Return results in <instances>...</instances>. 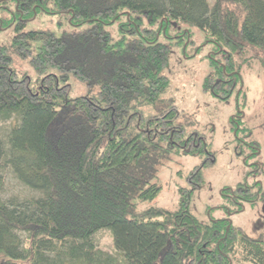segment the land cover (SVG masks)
<instances>
[{"label":"trees","instance_id":"16d2710c","mask_svg":"<svg viewBox=\"0 0 264 264\" xmlns=\"http://www.w3.org/2000/svg\"><path fill=\"white\" fill-rule=\"evenodd\" d=\"M9 1L19 19L11 52L29 61L38 80L33 88L0 47V121L12 122L0 137V158L39 196L7 200L0 177V264H264L262 237L229 219L203 223L191 211L202 167L215 157L199 133L186 136L176 124L178 109L163 96L170 46L160 41L171 21L203 31L225 57L205 91L228 99L243 66L258 60L264 67V0H214L212 7L208 0H0V15ZM42 10L86 27L60 36L25 31ZM1 25L9 26L0 17ZM72 76L97 94L70 98ZM181 151L209 157L180 190L178 209L139 210L162 191V161ZM259 186L230 189L235 212L264 198ZM102 229L112 232L119 256L95 247Z\"/></svg>","mask_w":264,"mask_h":264},{"label":"rangeland","instance_id":"374dc122","mask_svg":"<svg viewBox=\"0 0 264 264\" xmlns=\"http://www.w3.org/2000/svg\"><path fill=\"white\" fill-rule=\"evenodd\" d=\"M208 2L211 7L214 5V0ZM17 13V5L9 1L0 15L9 25L0 27V47L10 49L13 67L27 75L35 88L38 76L29 61L11 52L19 22ZM170 23L168 36L163 31L160 37L161 42L170 46V62L163 71L170 84L163 96L178 109L176 124L183 126L186 136L199 133L207 142L208 151L213 153L215 160L202 167L209 157L208 153H171L159 168L157 182L162 187L161 193L155 200L139 204L138 209L164 208L176 211L180 190L191 186L190 175L197 166H201L204 183L192 194L191 211L203 223L229 219L234 226L243 228L250 236L264 239V198L256 204L245 203L242 212H235L239 207L233 204L229 196L230 189L241 183L252 186L253 192L259 191V184L264 187V67L258 60H254L249 67L243 66L242 81L237 83L228 99H223L213 91H205L206 78L216 65L225 64L224 54L217 51L215 44L206 40L205 33L200 29L178 21ZM148 26L145 21L143 27ZM85 27H73L67 14L42 10L26 23L24 30H45L60 36ZM157 27L162 29V23L154 26ZM111 29L115 34L116 30L118 32L117 25ZM69 84L72 99L95 95L99 90L97 86H88L73 76ZM144 109L146 115L153 114L151 107ZM235 116H240L238 124L233 122ZM11 125V121H0V137ZM0 177L4 183L3 198L7 200L25 202L39 196V193L30 190L15 177L2 158ZM93 243L97 249L119 256L109 229L95 233Z\"/></svg>","mask_w":264,"mask_h":264}]
</instances>
